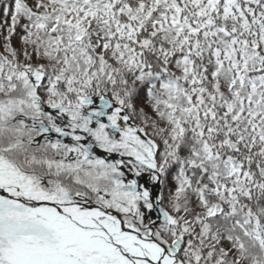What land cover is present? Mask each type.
I'll return each mask as SVG.
<instances>
[{"label": "snow or ice", "instance_id": "6c2138e0", "mask_svg": "<svg viewBox=\"0 0 264 264\" xmlns=\"http://www.w3.org/2000/svg\"><path fill=\"white\" fill-rule=\"evenodd\" d=\"M0 264H264V0H0Z\"/></svg>", "mask_w": 264, "mask_h": 264}]
</instances>
